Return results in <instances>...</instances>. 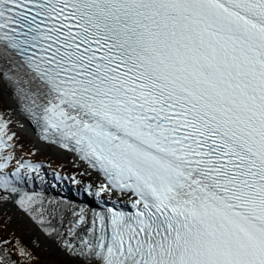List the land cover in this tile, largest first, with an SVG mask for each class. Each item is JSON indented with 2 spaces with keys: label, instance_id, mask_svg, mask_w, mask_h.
<instances>
[{
  "label": "snow or ice",
  "instance_id": "snow-or-ice-1",
  "mask_svg": "<svg viewBox=\"0 0 264 264\" xmlns=\"http://www.w3.org/2000/svg\"><path fill=\"white\" fill-rule=\"evenodd\" d=\"M5 94L98 177L32 190L0 115V209L58 264H264V0H0Z\"/></svg>",
  "mask_w": 264,
  "mask_h": 264
},
{
  "label": "rangeland",
  "instance_id": "rangeland-1",
  "mask_svg": "<svg viewBox=\"0 0 264 264\" xmlns=\"http://www.w3.org/2000/svg\"><path fill=\"white\" fill-rule=\"evenodd\" d=\"M7 103L9 105H7ZM0 108H1V112L6 113L5 119H9V121L12 122L13 118L11 116V113H13L14 112L13 110H15V109L11 104L10 97L9 98H7V97L0 98ZM20 121H22V120L20 119ZM16 142L20 148H22V146H28V147H24L25 149H28L30 146H32V147L34 146V143H33L34 141L32 139V136L27 135V134H21V137H16ZM38 151H40V150H38ZM43 153L45 154L46 157H48L49 156L48 153H50V151L45 148L43 150ZM64 159H65V162L67 163L66 169H68V171H71L73 173H78V174L84 173V175L79 176V178L83 179L85 181V183H91L93 181H96V179H94L92 176L85 174V172H86L85 168H83V167L72 168L74 166V163L69 156L64 157ZM54 160L60 161V162L64 163V165H66V163L64 161L50 156V161H54ZM47 165H49V164H47ZM34 183L38 184V185L41 184V185L46 186L48 188L54 189L58 192L61 191V189L66 188L71 192L69 195H71L72 197L76 196L75 198H79L80 200H83L82 197H80L81 196L80 194H82V193L77 191L78 187H80V186H77V187L65 186L63 183L48 184L45 179L43 180V182H41L40 176L36 177ZM53 185H55L56 187L53 188L52 187ZM84 198H86V197L84 196ZM14 216L17 217L18 212L17 213H11L8 210H6L5 208L0 209V242L9 241V243H7V244L11 246V245L15 244L14 241L11 240V238H13L21 246H23L24 249L27 251L29 262H30V260H29L30 255L34 254V255H37L39 257L37 262L33 263V264H58L59 261L65 260L64 257H61V258L58 257L56 255L57 253H55V254H51V253L44 254V253H42V251L39 249L40 248L39 240L41 239V237L40 236L35 237L36 236L35 233H32L34 235L35 239L32 238L33 236L31 238L27 237V235L30 233V231L27 230V224L26 225L24 224V226H20L18 223L13 221L15 218ZM12 217H14V218H12ZM28 239H30V240H28ZM22 241L26 244V246L28 248H30V251L25 245L22 244ZM0 244H3V243H0ZM37 247H39V248H37ZM20 264H28V263L26 260H24Z\"/></svg>",
  "mask_w": 264,
  "mask_h": 264
},
{
  "label": "bare ground",
  "instance_id": "bare-ground-1",
  "mask_svg": "<svg viewBox=\"0 0 264 264\" xmlns=\"http://www.w3.org/2000/svg\"><path fill=\"white\" fill-rule=\"evenodd\" d=\"M3 97H7V98L10 97L11 98V96H9L7 94H5ZM7 105H9V104L7 103ZM13 111L14 112L11 113V116L13 118L12 120L14 122V125H15L16 129L18 131L22 132V133L30 135L31 132H30L28 126L26 125V123L21 119V117H19L17 115L16 110H13ZM20 119L23 122L20 121ZM33 141H34L35 145H36V143L40 144L35 139H33ZM49 150L52 151V152H55V153H57V154H59L61 156H67L65 152H63L61 150H58L56 148H51ZM70 158H71L72 161H74L73 157H70ZM31 188H32V190H37V191H39V190L46 191L48 189V187H46V186L37 185V184H34V183L31 186ZM59 192L62 193L63 195L71 196V195H69L71 192H69L66 188L61 189V191H59ZM80 197L84 198L83 195H81ZM5 209L8 210L11 213L18 212V211H15L10 204L8 206H6ZM14 217H12V218H14ZM13 221L18 223L20 226H24V224L25 225L27 224V230L30 231V233L27 235V237L31 238L33 236L32 237L33 239H35V237H38V236L41 237V239L39 240L40 248L39 247H37V248H39L42 251V253H44V254H48V253L55 254V253H57L56 255L58 257H60V258L64 257V254L62 253L61 249L59 247H57V245L55 243H53V241L50 238H48L27 216H25L22 213L18 212V216L15 217ZM32 233H35L36 236L34 237V235ZM28 240H30V239H28Z\"/></svg>",
  "mask_w": 264,
  "mask_h": 264
},
{
  "label": "trees",
  "instance_id": "trees-1",
  "mask_svg": "<svg viewBox=\"0 0 264 264\" xmlns=\"http://www.w3.org/2000/svg\"><path fill=\"white\" fill-rule=\"evenodd\" d=\"M0 115H2L1 112H0ZM7 134H11V133L7 130ZM5 139H6V137H5ZM9 143L14 146L12 148L18 149L17 159H20L21 161H28L29 163L34 164V165H39L41 163V161H42L41 156H38L36 153H34L33 151H31L29 149L20 148L18 146V144L16 143V141H14V138ZM12 148H8L5 151L10 152L12 150ZM11 163L13 165H15V159ZM9 253L11 255V259L15 261L14 255L10 251H9ZM3 254H4V252H3Z\"/></svg>",
  "mask_w": 264,
  "mask_h": 264
}]
</instances>
